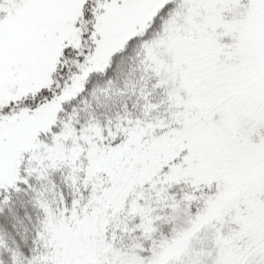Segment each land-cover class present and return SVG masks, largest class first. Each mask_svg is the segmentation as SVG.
<instances>
[{
  "label": "snow or ice",
  "instance_id": "snow-or-ice-1",
  "mask_svg": "<svg viewBox=\"0 0 264 264\" xmlns=\"http://www.w3.org/2000/svg\"><path fill=\"white\" fill-rule=\"evenodd\" d=\"M0 264H264V0H0Z\"/></svg>",
  "mask_w": 264,
  "mask_h": 264
}]
</instances>
